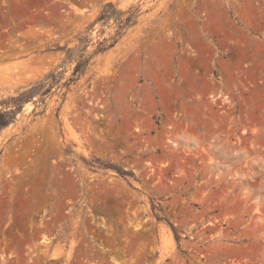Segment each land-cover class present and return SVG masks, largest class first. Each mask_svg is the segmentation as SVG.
<instances>
[{
  "label": "rangeland",
  "instance_id": "rangeland-1",
  "mask_svg": "<svg viewBox=\"0 0 264 264\" xmlns=\"http://www.w3.org/2000/svg\"><path fill=\"white\" fill-rule=\"evenodd\" d=\"M261 5L0 0V264H264Z\"/></svg>",
  "mask_w": 264,
  "mask_h": 264
},
{
  "label": "bare ground",
  "instance_id": "bare-ground-1",
  "mask_svg": "<svg viewBox=\"0 0 264 264\" xmlns=\"http://www.w3.org/2000/svg\"><path fill=\"white\" fill-rule=\"evenodd\" d=\"M220 95H217L215 98H218V96L220 97ZM210 97L213 99L214 95L211 94ZM227 99L228 98L226 97V100ZM172 125H174V122L171 121L170 126L172 127ZM165 134L168 135L169 131L165 130ZM167 137H168L167 142L170 141L173 143V145H176L175 141L170 139L169 136H167ZM225 170H228V168H226ZM228 175H230L229 178H231V177L233 178V182H231L229 184H227V182H228L227 176L224 174V172L222 170H219L216 173L215 177L212 178L211 184H213L217 187L219 185L223 184L224 191H225V202H226L225 205H233L234 207H236V209L240 210L241 215L243 216L242 221L246 222V224L249 223L247 225V227H245L246 229H249L251 227L256 228L255 225L257 226V224H256L257 218H255L256 216L252 215V210L256 204V199L258 197L256 198L254 195H252L253 193L252 194L249 193V189L254 188L256 186V184L250 182L248 178H244L243 173H236V172L230 173L229 172ZM236 179H238V180H236ZM245 186L248 187L249 189H245ZM237 187H241V189L235 193V188H237ZM261 225H262V223H261ZM257 228H259V225ZM256 229H254V232L256 231ZM47 242H48V240H46V243ZM58 257H59L58 255L53 256L54 259L58 258Z\"/></svg>",
  "mask_w": 264,
  "mask_h": 264
},
{
  "label": "built area",
  "instance_id": "built-area-1",
  "mask_svg": "<svg viewBox=\"0 0 264 264\" xmlns=\"http://www.w3.org/2000/svg\"><path fill=\"white\" fill-rule=\"evenodd\" d=\"M262 7H263V9H264V6L263 5H261ZM260 6V7H261ZM252 19H250V18H246L245 19V22H248V23H246V25H247V28H249L250 26H251V23L250 22H252V21H255V23L254 24H252V27H253V33H254V37H255V39H256V41H260V43H261V48L262 49H264V20L262 21V16H260L259 18H256V17H254V16H250ZM255 47L257 48V50H258V42H257V44L255 45ZM261 62H262V68H263V70H264V56L262 55V59H261ZM251 63V62H250ZM240 70H243V67L240 69ZM252 69H245V71L246 72H248V74L250 73V71H251ZM212 95H214V94H212ZM224 96V95H223ZM216 97V95H214V98L212 99L214 102H216V100L218 99V98H221V97H218V98H215ZM226 97L228 98L227 100H226ZM224 98H225V102H228L229 101V95H225L224 96ZM221 100H223V99H221Z\"/></svg>",
  "mask_w": 264,
  "mask_h": 264
},
{
  "label": "trees",
  "instance_id": "trees-1",
  "mask_svg": "<svg viewBox=\"0 0 264 264\" xmlns=\"http://www.w3.org/2000/svg\"><path fill=\"white\" fill-rule=\"evenodd\" d=\"M71 58H72V55L69 56V59ZM82 68H84V59H83V56L80 55L76 60V63L73 69V75H76L80 70H82ZM0 116H2V114H0ZM6 123H7L6 120H2L0 118V126L5 125Z\"/></svg>",
  "mask_w": 264,
  "mask_h": 264
}]
</instances>
